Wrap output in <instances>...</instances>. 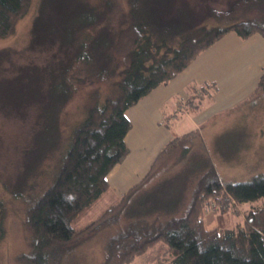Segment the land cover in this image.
<instances>
[{"label":"trees","instance_id":"16d2710c","mask_svg":"<svg viewBox=\"0 0 264 264\" xmlns=\"http://www.w3.org/2000/svg\"><path fill=\"white\" fill-rule=\"evenodd\" d=\"M147 1L129 0V15L109 46L107 64L90 73L97 82L105 84V90L90 92L84 115L70 127L67 140L60 143L58 135L49 153L45 155V150L40 156L41 165L53 153V179L40 192L27 189L21 193L27 204L25 221L30 231V250L17 258L25 264H67L79 244L105 230L100 264L129 263L155 245L160 246L155 264H264V172L247 181L223 182L207 159L189 204L181 213L169 216L160 217L157 211L165 209L164 213L170 214L171 204L176 200H165L155 189L145 195L136 194L170 158L187 154L193 139L200 137L198 128L171 137L137 183L115 195L118 198L96 217L82 221L105 194H114L106 175L128 151L125 136L131 121L126 109L176 76L225 33L264 36V9H258L261 20L250 16L217 25H196L169 38L160 32L169 28L170 21L159 23L145 16ZM163 1L169 7L168 1ZM29 3L30 0H0V37L12 30ZM164 8L160 13L164 14ZM225 15L216 12L217 17ZM99 36L102 34L89 39L91 48L99 44ZM100 43L108 45L104 36ZM80 45L75 59L91 62L86 41ZM68 69L60 77L59 108L73 90L67 82ZM193 85L188 86V91ZM201 85L210 97L215 84ZM260 91H264V72L251 97ZM55 125L58 128L57 122ZM212 199L217 203L216 222L207 227L203 212ZM242 204H247L243 217L235 220ZM4 212V202L0 200V239L5 233Z\"/></svg>","mask_w":264,"mask_h":264},{"label":"rangeland","instance_id":"374dc122","mask_svg":"<svg viewBox=\"0 0 264 264\" xmlns=\"http://www.w3.org/2000/svg\"><path fill=\"white\" fill-rule=\"evenodd\" d=\"M166 1L169 7L164 6L163 0L147 1L144 3L147 5L144 6V14L159 23L170 21L169 28L160 32L169 38L181 29L196 25H217L250 16L263 18L258 9H264V0ZM163 8L164 14L159 11ZM218 11L227 16L217 17ZM128 12L129 0H30L27 11L16 19L12 30L0 37V200L5 207L0 264H25L17 258L30 250V231L25 221L27 204L21 193L24 194L27 189L33 193L40 192L53 179V153L47 155L41 165L40 156L45 150V155L49 153L48 149L58 141V135L60 143L67 140L70 127L84 115L90 92L98 88L105 90V84L97 82L90 73L107 64L109 46L118 29L126 23ZM98 34L104 36L108 45L101 46L102 36H99V44H96L99 46L95 45L93 49L89 39L94 36V40ZM82 41H86V49L92 56L89 63L75 59ZM68 67L67 82L73 90L65 99L66 103L59 108L61 102L57 93L61 89L60 77ZM187 93V98L183 100L185 112H198L210 99L201 84L193 85ZM173 110L175 108L169 114ZM176 113V116L184 114L178 110ZM169 114L165 116V123L174 128L177 119L172 121ZM223 118L222 115L212 117L208 121L210 123L204 125L203 130L201 128L199 139L195 137L190 143L187 154L170 158L136 193L144 192L145 195L155 189L165 200H176L171 204L173 212L170 214L164 213L165 209L157 211L160 217L179 214L189 204L207 159L221 173L223 181L253 178L258 154H224V149L219 148V144L224 142V135L218 136L217 132L220 134L226 128L236 132L251 131V122L256 131L263 132L264 91L252 97L237 113L228 114L227 122H222ZM115 195L105 194L82 221L96 217L118 198ZM213 203L217 205L212 199L204 207L207 227L216 222L217 209L208 206ZM245 206L247 204H242L235 220L242 219ZM123 220L122 217L121 222ZM106 232L102 231L79 244L67 264H100ZM159 254L160 246L155 245L126 264H155V257Z\"/></svg>","mask_w":264,"mask_h":264},{"label":"crops","instance_id":"0c3cea01","mask_svg":"<svg viewBox=\"0 0 264 264\" xmlns=\"http://www.w3.org/2000/svg\"><path fill=\"white\" fill-rule=\"evenodd\" d=\"M263 72L264 36L253 33L240 37L229 31L198 53L176 76L156 86L128 107L125 111L131 121V127L125 136L128 151L106 175L112 193L121 195L137 183L145 175L159 150L171 137L180 134L181 130L187 132L198 128L201 131L216 115H222V122H227L228 114L237 113L252 99L251 94ZM205 82L215 84L209 101L198 112L196 110V113L185 112L183 100L188 96V86ZM173 108L175 110L169 114ZM176 110L184 114L176 116ZM167 114L172 121L177 119L174 128L165 123ZM251 127V131L242 132L226 128V131L221 130L222 133L217 132V135H224V142L219 144V148L224 149V154H258L256 169L252 171L254 176L264 172V132L256 131L252 122ZM241 139L249 141L242 142ZM217 173L224 179L219 171Z\"/></svg>","mask_w":264,"mask_h":264},{"label":"built area","instance_id":"2783aa9c","mask_svg":"<svg viewBox=\"0 0 264 264\" xmlns=\"http://www.w3.org/2000/svg\"><path fill=\"white\" fill-rule=\"evenodd\" d=\"M210 208H212L213 210L217 209V205L215 203L213 204H209L208 205Z\"/></svg>","mask_w":264,"mask_h":264}]
</instances>
